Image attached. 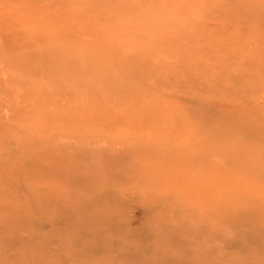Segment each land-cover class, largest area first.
Masks as SVG:
<instances>
[{"label":"rangeland","instance_id":"1","mask_svg":"<svg viewBox=\"0 0 264 264\" xmlns=\"http://www.w3.org/2000/svg\"><path fill=\"white\" fill-rule=\"evenodd\" d=\"M130 1L0 0V264H264V186L247 187L245 178L250 175L241 170L231 175L221 156L223 167H208L207 171V163L220 161L208 159L210 151L200 148L192 135L218 129L220 143L243 140L242 135L226 128L240 114L239 101L248 88L220 73L230 66L225 59L229 56L235 61L243 57L264 64V29H260L264 28L260 25L264 0H254L255 4L253 0H237V4L236 0H162L165 10L158 0L160 5L154 1L158 7L153 0L152 4L145 0L150 8L157 7L151 8L157 13L149 7L139 13L137 7L144 5V0ZM175 1L186 9L177 7ZM168 2L171 5L165 8ZM219 3L225 5L221 12ZM231 6L237 8V15ZM135 8L139 10L136 13ZM162 9L163 13L172 10L164 14L171 18L173 14L172 26ZM121 10L124 18L117 15ZM190 11L193 17L187 16ZM219 12L226 14H219L224 20L218 18ZM258 16L260 27L255 26ZM85 17L91 27L86 26ZM127 18L132 21L126 22ZM148 19L156 22L147 23ZM245 25L249 28L244 29ZM253 28L259 31L256 37ZM245 30L249 34L246 40L263 39L246 42ZM232 31L245 34L240 37ZM159 32L170 33L172 38ZM228 33L237 35L234 43L238 49L230 51L223 46L232 43ZM259 40L262 47L256 43ZM246 47L251 49L246 51ZM262 91L250 87V97L264 94ZM257 94L248 111L253 118L264 120V99L259 100L264 95ZM47 152L55 153V159ZM56 159L63 167L56 166ZM190 164L198 166L200 176L192 175ZM56 169L65 171L59 175ZM224 171L227 174L220 176ZM47 173L53 176L52 183ZM82 173L88 176L84 178ZM211 173L224 181L233 176V186L220 190L213 185ZM33 194L40 200L36 195L30 197ZM211 194L218 195L215 198L220 204L208 198ZM238 204L246 205L251 215L233 209Z\"/></svg>","mask_w":264,"mask_h":264},{"label":"bare ground","instance_id":"2","mask_svg":"<svg viewBox=\"0 0 264 264\" xmlns=\"http://www.w3.org/2000/svg\"><path fill=\"white\" fill-rule=\"evenodd\" d=\"M130 1V0H129ZM155 0H153V2H154ZM170 1V0H169ZM172 2H174V0H171ZM178 1V0H177ZM181 1H186V0H181ZM188 1V0H187ZM186 1V2H187ZM246 1V0H245ZM256 1V0H255ZM128 1H126V3H127ZM130 2H132V0L130 1ZM129 2V3H130ZM143 2V1H142ZM145 2V3H144ZM144 5H146V3L148 2H146L145 0H144ZM156 2V1H155ZM155 2L153 3V5H155ZM158 2H161V6H162V0L161 1H159L158 0ZM171 2V3H172ZM176 2V1H175ZM189 2V1H188ZM198 2V1H197ZM201 2V1H200ZM148 3H150V4H152V2H151V0H149V2ZM148 3H147V5L146 6H144V5H142L141 7L139 6V5H141V4H139V5H137V6H139V7H137V9L139 8V10L141 11V12H139V13H142V10H144V9H142L143 7L145 8V7H149L150 8V6H148ZM157 3V2H156ZM166 3H167V1H166ZM179 3V2H178ZM181 3V2H180ZM185 3V2H184ZM184 3H182V4H184ZM191 3V2H190ZM201 3H203V1L201 2ZM201 3H199V5H202ZM223 3V2H222ZM221 3V4H222ZM238 2H237V0H236V2H234V4H237ZM244 3V2H243ZM246 3V2H245ZM247 3H249V1H247ZM252 3L253 4H255L254 3V0L252 1ZM257 3V2H256ZM128 4V3H127ZM157 4H159L160 5V3H157ZM187 4L188 3H186V5L185 6H187ZM194 4H198V3H194ZM211 4H213V3H211ZM210 4V5H211ZM220 4V3H219ZM219 4H218V6H219ZM220 4V5H221ZM233 3H232V5L233 6H235ZM239 4H242L241 2L239 3ZM130 6H132L131 4H129ZM135 5V4H134ZM133 5V6H134ZM164 5V4H163ZM169 5H171V4H169V2H168V4H167V6H166V4H165V8L166 7H169ZM173 5H174V3H173ZM189 5V4H188ZM230 5V3L227 5V6H229ZM155 6H157L158 7V5H155ZM154 6V8L156 9L157 7H155ZM176 6H177V2H176ZM193 7L194 5H190L189 7ZM196 6V5H195ZM194 6V7H195ZM218 6H216V7H218ZM221 6H222V8H221ZM220 7H219V9H220V12L223 10V7H225V5H221ZM233 6H231L232 8H233V10L235 11V10H237V8H235L234 9V7ZM163 7V9H164V6H162ZM174 7H175V5H174ZM173 7V8H174ZM177 7H183L184 9H186V7H184V6H177ZM201 7H203L204 8V5L203 6H201ZM200 6H199V8H201ZM230 7V6H229ZM239 7H241V6H239ZM247 7V6H246ZM124 8V7H123ZM122 8V9H123ZM146 8V9H147ZM151 8H153V7H151ZM150 8V9H151ZM153 8V9H154ZM160 8V7H159ZM158 8V9H159ZM171 8V7H170ZM195 8H198V7H195ZM244 8V7H243ZM249 7H247V10L248 11H250L249 9H248ZM87 9V8H86ZM125 9V8H124ZM153 9H151V11L153 10ZM163 9H162V15H164V14H166L167 12H170L171 13V11H170V9L166 12V13H163ZM175 9H177V11H178V9L179 8H175ZM187 9H188V6H187ZM190 9V8H189ZM188 9V10H189ZM219 9H218V11H219ZM226 9V8H225ZM229 9H231V8H229ZM229 9H227V11L229 10ZM239 9V8H238ZM241 9V8H240ZM246 8H244L243 10H245ZM90 10V9H89ZM126 10H127V12H128V9H127V6H126ZM138 10V11H139ZM159 10H161V9H159ZM165 10V9H164ZM188 10H186V11H188ZM38 11H40V10H38ZM124 11V10H123ZM131 11V10H130ZM138 11H136V8L134 9V12L136 13V12H138ZM147 11V10H146ZM150 11V12H151ZM153 11H155V13H157L156 11L157 10H153ZM173 11H174V9H173ZM176 11V10H175ZM184 10H182V12H183ZM192 11V10H191ZM191 11L190 12H188V14H187V16L189 15V13H191ZM239 11H241V10H239ZM238 11V12H239ZM246 11V10H245ZM255 11V10H254ZM41 12V11H40ZM72 12V11H71ZM74 12V11H73ZM112 12H113V10H112ZM112 12H111V14H109L108 13V15H112ZM120 12H122V10L121 11H119L118 12V16L119 15H121L122 16V13H120ZM125 12V11H124ZM133 12V13H134ZM145 11H143V13H144ZM159 12V11H158ZM161 12V11H160ZM196 12H197V9H196ZM200 12V11H199ZM218 13V18H219V14H222V16H225L226 14V18H227V16H228V13L227 12H225L226 14H224V13ZM237 11H235V13H236ZM75 13V12H74ZM116 13V12H115ZM114 13V14H115ZM120 13V14H119ZM134 13V14H135ZM145 13H147V12H145ZM154 13V12H153ZM153 13H151V14H153ZM169 13V14H170ZM174 13H176V12H174ZM230 13V12H229ZM239 13H241V12H239ZM256 13V12H255ZM259 14H260V12H258ZM262 13V12H261ZM34 14H36L35 16H36V19L35 20H37L39 17L37 16V12H35ZM43 14V13H42ZM86 14V13H85ZM168 14V13H167ZM179 14V13H178ZM184 15H186V12H184L183 13ZM195 14V13H194ZM197 14H199L198 12H197ZM196 14V15H197ZM224 14V15H223ZM233 14V13H232ZM230 15V16H235V14L234 15ZM245 15L247 14V12H245L244 13ZM251 14H253V12H251ZM41 15V14H40ZM128 15V14H127ZM126 15V16H127ZM157 15H160V13H158ZM157 15H156V18H158L157 17ZM161 15V16H162ZM171 15V14H170ZM170 15H168L169 16V18H171L170 17ZM177 15V14H176ZM182 15V14H181ZM191 15H193V14H190L189 16L190 17H193V16H191ZM236 15H237V13H236ZM239 15V14H238ZM255 15H257V13L255 14ZM263 15V17H264V14H262ZM42 16V15H41ZM87 16V15H86ZM90 16V15H89ZM123 16H125V14L123 15ZM122 16V18H124ZM135 16H136V14H135ZM142 16V15H141ZM144 16H146V14H144ZM155 16V14H153V17ZM160 16V17H161ZM164 16H166V15H164ZM168 16H166L165 18H167V19H169L168 18ZM175 16V15H174ZM198 16V15H197ZM197 16H195V17H197ZM214 16V15H213ZM221 16V17H222ZM229 16V17H230ZM38 17V18H37ZM91 17V16H90ZM89 17V18H90ZM110 17V16H109ZM120 17V16H119ZM140 17V14L138 15V18ZM149 17H152V16H149ZM176 17V16H175ZM199 17V16H198ZM228 17V18H229ZM240 17H242V16H240ZM254 17H256V16H254ZM254 17H252V19L254 18ZM259 17V16H258ZM66 18H69V17H66ZM66 18H64V19H66ZM86 18V17H85ZM93 18V17H92ZM135 18V17H134ZM141 18V17H140ZM142 18H143V16H142ZM146 18V17H145ZM172 18H173V14H172ZM170 19V24H171V21L173 20V19ZM200 18V17H199ZM213 18V17H212ZM214 18H217V17H215L214 16ZM257 18V17H256ZM61 19H63V18H61ZM75 19L76 18H74V21H75ZM132 19V18H131ZM130 19V20H131ZM152 19H155V17L154 18H152ZM186 19H188V21H189V18H184V20H186ZM191 19H194V18H191ZM202 19H203V17H202ZM219 19H221V18H219ZM222 19L224 20L225 18L224 17H222ZM221 19V20H222ZM230 19H231V17H230ZM234 19V18H233ZM242 20L244 19L243 17L241 18ZM240 19V20H241ZM262 19H264V18H262ZM53 20H55V19H53ZM59 20V19H58ZM69 20V19H68ZM87 20H89V19H87L86 18V21ZM124 20V19H123ZM123 20L121 21V19H120V21H121V23L123 24ZM130 20H128V18L126 19V22H131ZM144 20H146V19H144ZM156 20V19H155ZM158 20V19H157ZM161 20H162V17H161ZM232 20V19H231ZM230 20V21H231ZM234 20H236V18L234 19ZM254 20H255V18H254ZM253 20V21H254ZM258 22H259V20L261 21V18L259 17L258 19ZM60 21V20H59ZM62 21V20H61ZM60 21V22H61ZM67 21V20H66ZM65 21V22H66ZM73 21V20H72ZM74 21L72 22L73 23V25H74ZM151 21H153V23L154 22H156V21H154V20H151ZM151 21H149V19H148V21H147V23L148 22H151ZM164 21V20H163ZM167 21V20H166ZM175 21V20H174ZM209 21H211V20H209ZM227 21H229V20H226V21H224L225 23L227 22ZM244 21H245V19H244ZM3 22V21H2ZM6 23L8 22V21H5ZM19 22V21H18ZM28 22V21H27ZM45 22H47V21H45ZM50 22V21H49ZM55 22V21H54ZM57 22V21H56ZM59 22V23H60ZM114 22V21H113ZM177 22H179L178 24H181L180 23V21H176V23H175V25H176V27L177 28H179L178 30L180 31V29H181V31H182V26H181V28L179 27V26H177ZM197 22H198V19H197ZM223 22V21H222ZM237 22V21H236ZM239 22H241V21H239ZM239 22H237V23H239ZM245 22H247V21H245ZM48 23V22H47ZM51 24H52V22H50ZM49 23V24H50ZM58 23V22H57ZM59 23H58V25H59ZM61 23H63V22H61ZM72 23H71V25H72ZM86 23V22H85ZM88 23H89V21H87V27H91V25L90 26H88ZM157 23H158V21H157ZM164 23V22H163ZM167 23V22H166ZM185 23H186V21H185ZM185 23H183L184 25H185ZM230 24H233V25H237V24H235L234 22L233 23H231V22H229ZM244 23V22H243ZM243 23L241 24V26H243ZM252 23H254V24H256V20L254 21V22H252ZM3 24H5V23H3ZM13 24V23H12ZM40 24H41V22H40ZM43 24H45V23H42V26H43ZM48 24V25H49ZM81 24V23H80ZM151 24L152 23H150V26H151ZM188 24V23H187ZM222 24V23H221ZM221 24H219V25H221ZM249 24H251V23H248V26H249ZM260 24V22L258 23V24H256L255 26H257V25H259ZM262 24H264V20L261 22V24L260 25H262ZM1 25V24H0ZM6 25V24H5ZM5 25H3V26H1L2 28H5L6 29V27H7V25H6V27H4ZM19 25V24H18ZM46 25V24H45ZM44 25V26H45ZM63 25H65L64 23H63ZM63 25H62V27H63ZM70 25V26H71ZM77 23H76V27L75 28H77ZM84 25V24H83ZM117 25H119L118 23H117ZM124 25V24H123ZM127 25V24H126ZM129 25H130V23H129ZM128 25V26H129ZM145 25V24H144ZM149 25V24H148ZM152 25H154V28L156 27L155 25H156V23L155 24H152ZM159 25V24H158ZM160 25H162V23L160 22ZM174 25V24H173ZM208 25V24H207ZM223 25V24H222ZM221 25V26H222ZM227 25H228V22H227ZM232 25V26H233ZM260 25H259V27H260ZM11 27H13V25H10ZM10 26L8 27V28H10ZM52 26V25H51ZM69 26V25H68ZM69 26V27H70ZM85 26V25H84ZM167 25H165V27H166ZM169 26H172V24L171 25H169ZM186 26V25H185ZM189 26V25H188ZM223 26H226V24H224ZM222 26V27H223ZM229 26V25H228ZM241 26H239V27H241ZM246 26V25H245ZM248 26H246V27H243L244 29L246 28V29H248L249 27ZM253 26V25H252ZM263 26V25H262ZM25 27H26V25H25ZM38 27H41V26H39L38 25ZM65 27H67V25L65 26ZM142 28H141V30L143 29V25L141 26ZM153 27V26H152ZM158 27V26H157ZM156 27V28H157ZM163 27V26H162ZM192 28H193V26H191ZM227 27V26H226ZM225 27V28H226ZM230 27H231V25H230ZM237 27H238V25H237ZM237 27H235V29H237ZM248 27V28H247ZM254 27V26H253ZM7 28V29H8ZM54 28H56V26H54ZM58 28H61L60 26L58 27ZM68 28V27H67ZM71 28L73 29L74 27L73 26H71ZM80 27H78V30L80 31V29H79ZM146 28V27H145ZM153 28V29H154ZM156 28H155V30H156ZM159 28H161V27H159ZM228 28V27H227ZM27 29V28H26ZM28 29H30V27L28 28ZM27 29V30H28ZM40 28H38L37 30H39ZM51 29V28H50ZM65 29V28H64ZM63 29V30H64ZM70 29V28H69ZM71 29V30H72ZM87 28H85V30H86ZM91 28H89V31L91 32V30H90ZM152 29V28H151ZM150 29V31L151 32H155V30L154 31H152ZM169 29V27L167 28L166 27V31ZM170 29H172V31H173V27L172 28H170ZM186 29V28H185ZM191 29V28H190ZM190 29H188L189 31H187V33L188 32H190ZM218 29V28H217ZM220 29V28H219ZM223 30H224V28H222ZM228 29H230V31H231V28H228ZM260 29H264V28H260ZM259 29V30H260ZM14 30V29H13ZM31 30V29H30ZM56 30H57V28H56ZM81 30H83L82 28H81ZM160 30V29H159ZM159 30H156V31H159ZM161 30H164V28H161ZM226 30V29H225ZM239 30H242V27H241V29H239ZM6 31H8V30H6ZM9 31H10V29H9ZM16 31V30H15ZM29 31V30H28ZM144 31H145V29H144ZM148 31V30H147ZM149 31V32H150ZM165 31V30H164ZM171 30H170V32L173 34L174 33V31L172 32ZM193 31H195L194 30V28H193ZM219 31V30H218ZM254 33H256L255 34V37H256V35L259 33V31H257L256 32V29L254 30V28H253V30H252ZM261 31V30H260ZM264 31V30H263ZM11 32V31H10ZM13 32V31H12ZM11 32V33H12ZM89 32V33H90ZM112 32V31H111ZM149 32H147V33H149ZM161 32V31H160ZM159 32V33H160ZM163 32V31H162ZM184 32V31H183ZM210 32V31H209ZM223 32V31H222ZM233 32V31H232ZM231 32V33H232ZM237 32L238 31H236V33L235 32H233L234 34H237ZM241 32V31H240ZM252 32V33H253ZM28 33V32H27ZM26 33V34H27ZM49 33H51V30L49 31ZM59 33H60V31H59ZM73 33H75V31L73 32ZM93 33V32H92ZM157 33V32H156ZM158 33V34H159ZM166 32H164V34H165ZM177 33V32H176ZM207 33V32H206ZM219 33H221L220 31H219ZM225 33H226V31H225ZM231 33H228V34H230L232 37H233V35L231 34ZM239 33V32H238ZM243 33H244V31H243ZM242 33V34H243ZM246 33V35H244ZM245 33L243 34L244 36V38H245V41L247 42L249 39L251 40V38H253V37H249V39H247L246 40V37H248L249 36V34H248V36H247V33L248 32H246V30H245ZM261 33V32H260ZM25 34V33H24ZM52 34V33H51ZM56 34H58V33H56ZM68 34V33H67ZM77 34V33H76ZM76 34H74V35H76ZM91 34V33H90ZM144 34H145V32H144ZM160 34H162V36L164 35L163 33H160ZM159 34V35H160ZM169 34L170 33H168V34H165L166 36L168 35V37H169ZM179 34H181V33H179ZM186 34V31H185V33H184V35ZM188 34H190V33H188ZM209 34V33H208ZM216 34V33H215ZM241 33H239V35H240ZM241 34V35H242ZM251 34V33H250ZM29 35V34H28ZM34 35H35V33H34ZM59 35V34H58ZM58 35H57V38H60V35H59V37H58ZM64 35V34H63ZM74 35H73V37H74ZM148 35V34H147ZM146 35V36H147ZM183 35V34H182ZM219 35V34H218ZM218 35H217V37H218ZM224 35V34H223ZM227 35V34H226ZM225 35V36H226ZM238 35V36H239ZM241 35H240V37H241ZM23 36H25V35H23ZM36 36H37V34H36ZM40 36V35H39ZM70 36H72V35H69L68 37H70ZM92 36V35H91ZM151 37H152V35H150ZM170 36H171V38H172V35L170 34ZM173 36H175V34H173ZM192 36V35H191ZM209 36V35H208ZM211 36L212 37H214V34H211ZM220 36V35H219ZM229 35H227L226 36V38L228 37ZM230 36V37H231ZM237 35H235L232 39H230V40H232L230 43L231 44H228L229 42H228V40H227V42L228 43H226L227 45H224L223 44V46H228L229 48H230V51L231 50H236V49H238L239 48V45L237 44V43H234V38L236 37ZM254 36V35H253ZM258 36V35H257ZM38 37V36H37ZM42 38H44L45 36H44V33H43V36H41ZM47 37V36H46ZM54 37H55V34H54ZM53 37V35H52V39H55ZM64 37H67V36H64ZM150 37V38H151ZM177 37V36H176ZM217 37H214V38H217ZM229 37V38H230ZM242 37V38H243ZM254 37V38H255ZM260 37V36H259ZM258 37V38H259ZM262 37V36H261ZM260 37V38H261ZM56 38V40H60V39H57ZM157 38H159V37H157ZM170 38V39H171ZM211 38V37H210ZM209 38V39H210ZM218 38H221V37H218ZM254 38H253V40H254ZM258 38H255V40H258ZM263 38H264V36H263ZM263 38H261V39H263ZM32 39V38H31ZM47 39H49V37L47 38ZM51 39V38H50ZM64 39V38H63ZM69 39V38H68ZM67 38H66V40H68ZM166 39V38H165ZM191 39V38H190ZM209 39H208V41H209ZM237 39V38H236ZM236 39H235V41H236ZM65 40V39H64ZM150 40V39H149ZM207 40V39H206ZM215 41H216V39H214ZM220 40V39H219ZM224 40V37H223V39H221L220 41H222V43L224 42L223 41ZM226 40V39H225ZM241 40V39H240ZM240 40L238 41V43H241L240 42ZM60 41H63L62 39L60 40ZM244 41V40H243ZM252 41V40H251ZM251 41H249V42H251ZM64 42V41H63ZM205 42V41H204ZM211 42V41H210ZM217 42V41H216ZM245 42V44H247ZM255 42V41H254ZM259 42H260V40L258 41V42H256V43H258L259 44ZM261 42H263L264 43V40L263 41H261ZM41 43H43V42H41ZM191 43V42H190ZM203 43V42H202ZM213 43V42H212ZM252 43H253V41H252ZM251 43V44H252ZM263 43H261V44H263ZM20 44V43H19ZM22 44H24V41H22ZM205 44H207L206 42H205ZM210 44V43H209ZM213 44H215V42L213 43ZM212 44V45H213ZM220 44V43H219ZM257 44V45H258ZM261 44H259V45H261ZM25 45H27V44H25ZM249 46H251L250 44H248ZM256 45V44H255ZM1 46V45H0ZM221 46H222V44H221ZM241 46H244V45H241ZM2 47V46H1ZM0 47V48H1ZM22 47V46H21ZM42 47V46H41ZM40 47V48H41ZM255 46H253V48H254ZM257 47V46H256ZM255 47V48H256ZM261 47H262V45H261ZM27 48V47H26ZM216 48V47H215ZM214 48V49H215ZM243 48H245V47H243ZM247 48L248 47H246V51H248L247 50ZM258 48V47H257ZM6 49V48H5ZM30 49V48H29ZM90 49V48H89ZM88 49V50H89ZM249 50L251 49V48H248ZM263 49H264V47H263ZM26 50V49H25ZM24 50V51H25ZM91 50V49H90ZM210 50H211V48H210ZM213 50V49H212ZM245 50V49H244ZM257 50V49H256ZM2 51V50H1ZM215 51L216 52H218L217 51V48L215 49ZM222 51H223V49H222ZM258 51H261V50H258ZM264 51V50H263ZM211 52H214V51H211ZM215 52V53H216ZM220 52V51H219ZM218 52V53H219ZM244 52V51H243ZM2 53V52H1ZM91 53V52H90ZM229 53V55H231V53L230 52H228ZM196 54V53H195ZM194 54V55H195ZM254 54V53H253ZM259 54V56H260V53H258ZM264 54V53H263ZM232 55H234V53L232 54ZM4 56V55H3ZM223 56V55H222ZM226 56V55H225ZM255 56V55H254ZM258 56V55H257ZM21 57H23V56H21ZM77 57V56H76ZM219 57H221V56H219ZM227 57V56H226ZM230 57V56H229ZM229 57H227V58H225V59H227L226 60V63L228 62V61H230L231 62V64H230V66L229 67H225V69H223L222 70V72L220 73V75L222 76H224V78L225 79H228V80H230V77H233V79L236 81V80H238L239 82H242L243 84H244V86L246 87V89L248 88V91H247V93H245V96L243 97V98H241L240 99V101H239V106H240V114L238 115V116H236L235 118H234V121H230V123L227 125V130H231V131H233V133H235L236 134V136H240V135H242V137H243V140H241L240 138L237 140V141H235V142H223V143H220V140H219V130L218 129H208V130H205V132L204 133H197V132H194L192 135H193V137H194V139L196 140V142L198 143V145L200 146V148H204L206 151H210V154H209V156H208V159H211L212 157H217L218 159H219V161H220V156L224 159V163H226V171H230L231 172V175H233L232 173L234 172V171H238V170H241V171H243L244 173H246V174H249L250 175V178L249 179H247V178H245L246 179V181L248 180V184L246 185V184H244L243 186H247V187H250V186H256V185H259V186H264V150H261L260 148H262V147H264V145L262 144V143H260V142H263L264 143V120L263 119H260L259 117L258 118H253L252 117V115L250 114V112L248 111V107L250 106V103H251V99H255V94H257V93H252L251 95H253L254 94V98L253 97H250V87H252L256 92L257 91H262L263 89H264V64H259V63H261V62H256V63H252V62H250V61H248V60H246L245 58H243V57H241V60H238V61H235V60H232V59H230ZM8 58V57H7ZM193 58V57H192ZM216 58H217V56H216ZM210 59V58H209ZM209 59H208V61H209ZM222 58H219L218 60H221ZM256 59V58H255ZM258 59V58H257ZM260 59V58H259ZM262 60H264L263 58H261ZM4 60V59H3ZM9 60V59H8ZM17 62V61H16ZM193 62V61H192ZM205 62V61H204ZM9 63H10V61H9ZM200 64H201V62H199ZM20 64H23V62L22 63H20ZM195 64H198V63H195ZM194 64V65H195ZM259 64V65H258ZM4 65H5V63H4ZM188 65V64H187ZM194 65H192V66H194ZM18 66V65H17ZM190 66H191V63H190ZM198 66V65H197ZM196 66V67H197ZM189 67V66H188ZM203 71V70H202ZM208 71V70H207ZM206 71V72H207ZM213 72V71H212ZM214 72H216V71H214ZM213 72V73H214ZM219 73V72H218ZM205 74H207V73H205ZM215 75V74H214ZM214 75H212V76H214ZM210 76V75H209ZM208 76V77H209ZM219 75H217L216 77H218ZM232 82V81H231ZM219 86V85H218ZM227 90H228V88H226ZM225 89V90H226ZM33 91V90H32ZM227 92V91H226ZM263 92V91H262ZM30 93V92H29ZM34 93V92H33ZM39 93V92H38ZM37 93V94H38ZM228 93V92H227ZM244 93V92H243ZM32 95H34V97L33 98H36L35 97V93L34 94H32ZM259 97H261V96H263L264 94H262V95H260V94H257ZM258 97V98H259ZM31 98H32V96H31ZM31 98H29V99H31ZM32 98V99H33ZM221 98V97H220ZM229 98V97H228ZM233 98H235V97H233ZM27 99H28V97H27ZM231 99H232V97H231ZM261 99H264V98H259V100H261ZM235 100H238V99H235ZM259 100H258V102H259ZM29 101V100H28ZM27 101V102H28ZM235 102H237V101H235ZM257 102V103H258ZM261 102V101H260ZM238 103V102H237ZM27 104V103H26ZM253 105H255V104H253ZM260 105H261V103H260ZM252 106V105H251ZM262 106H264V103H263V105ZM29 108V107H28ZM27 108V110L29 111V109ZM250 108V107H249ZM254 108V107H253ZM257 108H259L258 107V105H257ZM262 108V107H261ZM33 109V108H32ZM31 109V110H32ZM233 109V108H232ZM236 109V108H235ZM26 110V111H27ZM33 111H34V109H33ZM33 111H30V113L31 112H33ZM35 113V112H34ZM54 114V113H53ZM192 114V113H191ZM24 115V114H23ZM12 116V115H11ZM31 116V115H30ZM29 116V117H30ZM23 117V116H22ZM65 118V117H64ZM11 122V121H10ZM49 123H50V121H48ZM15 123H16V121H15ZM14 123V124H15ZM24 123V122H23ZM26 123V122H25ZM12 124H13V121H12ZM13 124V125H14ZM17 124V123H16ZM20 124V123H19ZM8 126V125H7ZM9 127V126H8ZM8 127H7V129H8ZM10 128V127H9ZM12 129H14L13 127H12ZM21 129H22V127H21ZM10 130V129H9ZM8 130V131H9ZM19 130V129H18ZM25 131V130H24ZM27 131V130H26ZM29 132V131H28ZM13 137V136H12ZM43 138V137H42ZM29 139V138H28ZM258 140V142L256 143V144H254L255 143V141L254 140ZM33 142H35V141H33ZM16 146V145H15ZM52 146V145H51ZM22 148V147H21ZM49 148H50V146H49ZM52 148V147H51ZM17 149V151H18V148H16ZM46 150V149H45ZM48 151H49V149H48ZM44 152H46V151H44ZM52 152V151H51ZM50 152V153H51ZM36 153V152H35ZM38 153H40V152H38ZM38 153H36L37 155H38ZM48 153V152H47ZM48 153L49 155H53V153ZM17 154H18V152H17ZM26 154V153H25ZM36 154H32V155H34V156H37ZM46 154V153H45ZM47 154V157L49 156ZM24 155V154H23ZM29 155V154H28ZM43 155H44V153H43ZM43 155H41V156H43ZM25 156V155H24ZM24 156H22V158L24 157ZM41 156H39V158H42ZM45 156V155H44ZM54 158H52V159H55V153H54ZM52 156V157H53ZM61 157H63L62 155H60ZM28 156L26 155V157H25V160H26V158H27ZM29 157H31V155L29 156ZM46 157V158H47ZM22 158H20V159H22ZM46 158L44 159V160H46ZM49 158H51L50 156H49ZM56 158H57V156H56ZM15 159H17V158H15ZM13 160V161H15L16 162V160ZM51 159V160H52ZM19 160V158L17 159V161ZM22 160H24V158L22 159ZM22 160H19L20 161V163L22 164ZM28 160V159H27ZM37 160H39V159H37ZM60 161L61 160V158H60V160L59 159H56V161ZM19 161H18V163H19ZM42 161H43V159H42ZM41 161V162H42ZM55 161V162H56ZM58 161H57V165L56 166H58L59 167V164H58ZM192 161V160H191ZM11 162V161H10ZM14 162V164H12V165H16V163ZM33 162V161H32ZM35 162V161H34ZM45 162V161H44ZM48 162V160L46 161V163ZM49 162H50V160H49ZM48 162V163H49ZM61 162V161H60ZM189 162V161H188ZM198 162V161H197ZM36 163V162H35ZM44 164V165H47V164ZM54 163V162H53ZM191 163V162H190ZM199 163H201V162H199ZM204 163V162H203ZM6 164H8L9 165V163L7 162ZM6 164H5V166H6ZM38 164V166H39V164H42V163H37ZM198 164V163H197ZM196 164V165H197ZM11 165V164H10ZM20 164H18V166H19ZM44 165H42V166H44ZM66 165V164H65ZM64 165V166H65ZM188 165V164H187ZM191 165V164H190ZM50 166V164H48V168H50L49 167ZM61 166L63 167V165H61L60 164V167L59 168H61ZM192 167H191V172L193 173L192 175L193 176H200L199 175V172H201V170L198 168V166H195V164H194V166L193 165H191ZM202 166V165H201ZM12 167V166H11ZM17 167V166H16ZM27 167V166H26ZM29 167V166H28ZM68 167V166H67ZM69 167H70V164H69ZM208 167H209V169H212V170H217V169H219V168H222L223 167V164L221 163V161L220 162H215V163H207V166H205V169L207 168V171H208ZM15 168V167H14ZM20 168V167H19ZM22 169V173H25L26 172V170H24L25 172H23V168L24 167H21ZM57 168V167H56ZM15 169H17L18 170V168H15ZM15 169H13L14 171H15ZM45 169V168H44ZM51 169H52V167H51ZM65 169H66V167H65ZM71 169V168H70ZM204 169V170H205ZM16 170V171H17ZM59 171V169H56L55 171ZM64 170V169H63ZM63 170H61V171H63ZM223 170V169H222ZM222 170H220V171H222ZM10 171V170H9ZM15 171V172H16ZM48 171V170H47ZM61 171H59V175H60V172ZM65 171V170H64ZM15 172H13V173H15ZM31 172V171H30ZM36 172V171H35ZM39 172V171H38ZM66 172H67V170H66ZM69 172V171H68ZM67 172V173H68ZM10 173H12V172H10ZM21 173V174H22ZM32 173H34L33 172V170H32ZM56 173V172H55ZM79 173V172H78ZM215 173V172H214ZM213 173V174H214ZM225 173V171L222 173L221 172V174H219L220 176L221 175H223ZM17 174H19V173H17ZM30 174V173H29ZM48 175H49V173H47ZM51 174V173H50ZM63 174H65V173H63ZM87 174V173H86ZM212 173H211V176L213 175ZM216 174V173H215ZM225 174H227V173H225ZM224 174V175H225ZM15 175H16V173H15ZM48 175H47V177H48ZM52 175V174H51ZM69 175H70V172H69ZM69 175H67V178L68 177H70ZM72 175V174H71ZM223 175V176H224ZM228 175H229V173H228ZM234 175H237L236 173L234 174ZM10 176H12V174L10 175ZM20 176H22V175H20ZM65 176V175H64ZM63 175H61V177H64ZM84 176V178H85V176H88V175H83V173H82V177ZM222 176V177H223ZM239 176V175H238ZM23 177H27V175H25V176H23ZM50 177H53V176H50L49 175V178ZM81 177V176H80ZM242 177V176H241ZM20 178H22V177H20ZM60 178V177H59ZM59 178L57 179V181L59 180ZM212 178H215V180L213 181V185L214 186H217V188H221L220 190H224V189H222V187L223 186H233L231 183H233L234 181H232L231 179L233 178V176H226V179H225V181L224 180H222V179H218L216 176L214 177V176H212ZM216 178H217V180H216ZM242 178H244V177H242ZM24 179V178H23ZM22 179V180H23ZM48 179V178H47ZM70 178H68L67 180H65V181H67V183H68V180H69ZM244 179V180H245ZM56 180V179H55ZM60 180H62V179H60ZM50 181H51V178H50ZM53 181V180H52ZM52 181H51V183H52ZM64 181V180H63ZM64 181V182H65ZM243 181V180H242ZM246 181H244L245 183H246ZM64 182H62V183H64ZM212 182V181H211ZM55 184H56V182H54ZM67 183L64 185V186H66L67 185ZM71 183H72V181H71ZM76 183V182H75ZM59 184H60V182H59ZM241 184V183H240ZM34 186V185H33ZM36 186V185H35ZM54 186V185H53ZM52 186V187H53ZM56 186H57V184H56ZM60 186V185H59ZM59 186H57V187H59ZM212 186V185H211ZM239 187H240V185H239ZM65 188V187H64ZM70 188V187H69ZM216 188V189H217ZM246 188V187H245ZM38 189V188H37ZM37 189H36V192H37ZM228 189V188H227ZM60 190V189H59ZM63 190V189H62ZM215 190V189H214ZM233 190V189H232ZM35 191V190H34ZM55 191H57L58 192V190L56 189V190H54V192ZM61 192V191H60ZM35 193V192H34ZM59 193V192H58ZM65 193H67V191L65 192ZM215 193V192H214ZM217 193V192H216ZM215 193V194H216ZM43 194V193H42ZM42 194H41V196H42ZM46 194V193H45ZM64 193H62L61 195H63ZM70 194V193H69ZM214 194V195H215ZM231 194H232V192H231ZM247 194H249V193H247ZM36 194H33V195H30V197L31 196H35ZM47 195H48V193H47ZM50 195V194H49ZM48 195V196H49ZM60 195V194H59ZM65 195V194H64ZM212 195V194H211ZM251 195V194H250ZM67 196H68V194H67ZM218 195H215L214 197H213V195L212 196H209L208 198L210 199V200H214L215 202H216V204H220V201H218V199L217 198H215V197H217ZM249 196V195H248ZM36 197H38L39 198V196H37L36 195ZM44 196H42V198H41V200H43L44 198H43ZM245 197V196H244ZM50 198V197H49ZM29 200V199H28ZM37 200V199H36ZM38 200H40V198L38 199ZM48 200V199H47ZM54 200V199H53ZM246 200L247 201H254V200H248L247 198H246ZM30 201V200H29ZM32 201V200H31ZM30 201V202H31ZM39 202V201H38ZM37 203V202H36ZM16 203L14 202V205H15ZM11 206V205H10ZM260 207V206H259ZM9 208V207H8ZM261 208V207H260ZM23 209H24V207H23ZM233 209H237V210H243V211H245V212H247L249 215H251V212H250V210H248L247 209V207H246V205H244V204H238L237 206H235L234 205V207H233ZM36 212V211H35ZM11 218V217H10ZM8 219V218H7ZM6 219V220H7ZM23 219H24V216H23ZM37 220V219H36ZM46 220V219H45ZM44 220V221H45ZM5 221V220H4ZM43 221V222H44ZM0 222H2V220L0 221ZM9 222V221H8ZM37 222H39V220H37ZM36 222V224H40V222L39 223H37ZM42 224V223H41ZM38 226V225H37ZM38 228H39V226H38ZM11 230V229H10ZM9 230V231H10Z\"/></svg>","mask_w":264,"mask_h":264}]
</instances>
